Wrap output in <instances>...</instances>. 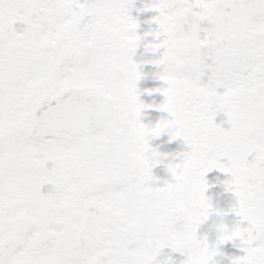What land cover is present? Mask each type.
Listing matches in <instances>:
<instances>
[{
  "label": "snow or ice",
  "instance_id": "snow-or-ice-1",
  "mask_svg": "<svg viewBox=\"0 0 264 264\" xmlns=\"http://www.w3.org/2000/svg\"><path fill=\"white\" fill-rule=\"evenodd\" d=\"M132 7L0 0V264H150L157 246L181 251L213 168L230 174L246 221L233 261L264 264V0L146 5L167 67L154 74L166 86L144 91L162 93L150 107L188 145L186 170L163 187L143 163L156 149L135 116ZM219 111L228 128L214 122Z\"/></svg>",
  "mask_w": 264,
  "mask_h": 264
},
{
  "label": "clouds",
  "instance_id": "clouds-1",
  "mask_svg": "<svg viewBox=\"0 0 264 264\" xmlns=\"http://www.w3.org/2000/svg\"><path fill=\"white\" fill-rule=\"evenodd\" d=\"M138 27L139 24L134 23L130 25L125 36L126 41L131 44L134 52H136L138 48H142V55L157 53L159 50L156 34L157 27L154 30L149 29L144 32H138ZM149 37L152 39H149ZM165 60L166 58L164 53L160 52L158 56L153 55L152 58L141 61L140 63L152 64L159 67V71L155 73L158 74L166 69L167 65ZM139 72L142 73L143 76L146 75L140 69ZM151 105H154V103H145L139 99L135 116L139 119L142 115L147 116L148 114L143 110L151 109ZM165 121L166 117H160L155 121V123H151L150 120L148 123H144L145 127L142 129V139L146 145H149V141L159 138L165 132L168 133L170 140L169 134L173 130L166 126ZM143 163L150 171L156 165H163L165 171L170 174L171 178L177 172H184L187 167L186 162L182 158L176 159L174 157L172 159H168V153H161L157 150L146 151L143 156ZM204 177L205 175L202 177V179H204ZM161 187H163V185ZM209 187L210 185L207 183V187H204L203 191L200 192L199 197L192 202L191 208L195 210V215L189 213L185 218V224L189 226L191 231L195 232V238L188 239L183 245V248L180 252L184 253L185 258L181 264H219L215 257L220 254V245L224 244L225 242L236 240H239L240 244L244 242L243 233L241 231L242 226L240 222L237 220H232L229 222L227 219L230 213H234V205L229 208L218 206L217 203H214V198L212 195L205 194ZM229 187L230 186L226 185L224 181L225 191L230 192L228 190ZM209 218H212L210 228L214 229V238L210 240L207 234L197 238V226L200 225L202 221L208 220ZM163 248L164 247L157 246L153 250L148 258L150 264H168L167 259L163 261L158 259ZM231 264H238V262H234L232 260Z\"/></svg>",
  "mask_w": 264,
  "mask_h": 264
},
{
  "label": "flooded vegetation",
  "instance_id": "flooded-vegetation-1",
  "mask_svg": "<svg viewBox=\"0 0 264 264\" xmlns=\"http://www.w3.org/2000/svg\"><path fill=\"white\" fill-rule=\"evenodd\" d=\"M132 2L133 7L130 9L131 16L136 14L137 8L140 9L142 7H144L145 14H148V8H146L147 3L143 4V2H149V0H132ZM159 50L162 51V49ZM133 59H140L144 61L150 59V57L133 55ZM148 65L152 71L159 70V67L153 66L152 64ZM218 90L222 89H217V91ZM221 112L222 111L217 112L213 117V120L215 123L220 124L221 127L228 128L229 124L227 122V116L223 112ZM147 114V116H141V122L148 123L150 120L151 123H155V121L160 117H168L167 113ZM149 145L151 148H155L158 152L168 153V159H172L174 157L176 159H179L181 157L178 154L188 151V145H186L181 138L177 137L175 139L169 140L167 132L163 133L159 138H155L149 141ZM220 159L222 163H227L226 157H221ZM46 166L51 167L52 162L48 161L46 163ZM151 173L154 177L157 178L151 181L152 186L154 187L162 186L165 180H171L170 174L165 171L163 165L154 166L151 169ZM230 178V174L221 172L217 168H213L209 172L205 173L204 177L205 182L210 185L205 194L212 195L214 198V203H217L218 206L223 208H229L235 203V197L230 192L225 191L224 188V181ZM50 190H53V186L50 184H44L41 187L42 192L46 193ZM227 219L229 220V222H231L232 220L239 221L242 227L246 225V221H241L240 218L234 213H230ZM211 223L212 218H209L208 220L202 221L201 224L197 226V238H200L204 234H207L210 240L214 238V229L210 228ZM239 245V240L225 242L224 244L220 245V254H218L215 259L219 262V264H231L233 258L245 254L243 247ZM184 258V253L176 251L168 246H165L161 250V254L158 257V259H160L161 261L167 259L168 264H181Z\"/></svg>",
  "mask_w": 264,
  "mask_h": 264
},
{
  "label": "rangeland",
  "instance_id": "rangeland-1",
  "mask_svg": "<svg viewBox=\"0 0 264 264\" xmlns=\"http://www.w3.org/2000/svg\"><path fill=\"white\" fill-rule=\"evenodd\" d=\"M146 1H148V0H146ZM150 2H151V0H149V2H143V4H145V3L148 4ZM143 11H144V7L140 8V9L137 8L136 14L133 15L139 22V27H138L137 31L138 32H144V31H147L149 29L154 30L157 27V25H156L155 21H151V17L156 15L157 12L153 9H148V14H145V11L144 12ZM202 26L206 27V25H204V24ZM201 36H203V32L201 33ZM149 39H152V38L149 37ZM133 60L139 64L140 70L146 74V75L142 76V78L137 82V88L140 91L139 99L144 101L145 103H154V104L161 103L164 99V96L162 95V93H159V92L148 93V92L144 91V89H151V88L166 86L165 82L159 80L154 75L159 70L152 71L149 68L148 64L140 63L143 60H140V59H133ZM206 73H207V70H206ZM206 79H207V74L204 77H202V80H206ZM218 89H222V88H218ZM218 91H223V89L218 90ZM143 111L146 113H167V112L161 111V110L156 109V108L145 109Z\"/></svg>",
  "mask_w": 264,
  "mask_h": 264
},
{
  "label": "water",
  "instance_id": "water-1",
  "mask_svg": "<svg viewBox=\"0 0 264 264\" xmlns=\"http://www.w3.org/2000/svg\"><path fill=\"white\" fill-rule=\"evenodd\" d=\"M205 23H207V22H205ZM209 26H210V25H209ZM142 52H143V49H142V48H138L134 54H135V55H141V56H143V55H148V56L151 57V58H152L153 55H154V56H158V55L160 54V51H159V50H158L157 53H155V54H143V55H142ZM154 66H155V65H154Z\"/></svg>",
  "mask_w": 264,
  "mask_h": 264
}]
</instances>
